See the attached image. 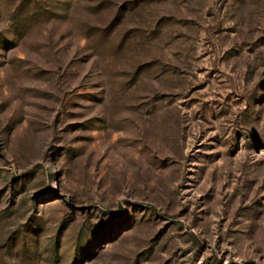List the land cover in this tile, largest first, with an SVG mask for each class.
<instances>
[{"label":"rangeland","instance_id":"374dc122","mask_svg":"<svg viewBox=\"0 0 264 264\" xmlns=\"http://www.w3.org/2000/svg\"><path fill=\"white\" fill-rule=\"evenodd\" d=\"M0 264H264V0H0Z\"/></svg>","mask_w":264,"mask_h":264}]
</instances>
